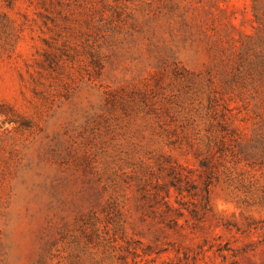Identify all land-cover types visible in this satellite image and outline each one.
<instances>
[{"label": "rangeland", "instance_id": "1", "mask_svg": "<svg viewBox=\"0 0 264 264\" xmlns=\"http://www.w3.org/2000/svg\"><path fill=\"white\" fill-rule=\"evenodd\" d=\"M0 264H264V0H0Z\"/></svg>", "mask_w": 264, "mask_h": 264}]
</instances>
